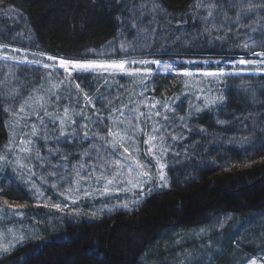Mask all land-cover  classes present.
<instances>
[{
    "label": "rangeland",
    "instance_id": "1",
    "mask_svg": "<svg viewBox=\"0 0 264 264\" xmlns=\"http://www.w3.org/2000/svg\"><path fill=\"white\" fill-rule=\"evenodd\" d=\"M214 3L196 4L199 14L194 18L215 39H204L202 34L199 43L216 45L222 43L216 32L232 33L233 45L227 49L239 54L162 57L150 46L161 36L163 41L185 37L184 23L143 9L138 21L141 25L149 21L143 25L150 29L133 26L132 37L130 30L124 35L121 31L118 39L90 50L87 59L58 57L27 47L22 42L27 34H21L22 28L15 30V23H22L17 11L0 10V110L8 135L0 151L4 157L0 180L18 182L30 197L28 202H17L0 194V248L10 251L79 216L96 217L138 205L149 189L165 184L166 169L184 163L205 133L203 126L191 127V119L211 112L225 99L222 76L203 73L223 69L227 78L264 74V56L257 55L264 52V13L251 6L234 12L240 1L216 3L220 9ZM241 59L253 63L240 64ZM61 60L97 61V66L84 70L68 64L66 70ZM141 60L160 63L141 64ZM120 61L125 62L123 69L107 67ZM211 61L219 63L217 69L211 68ZM182 62L185 67L176 68ZM167 72L181 75V88L167 96L149 93L146 84L152 75ZM245 139H239V145ZM209 149L205 146L202 154ZM229 242L235 252L220 264H264V209L245 218L221 214L211 223L176 229L157 260L213 264L227 254ZM7 252L0 251V256Z\"/></svg>",
    "mask_w": 264,
    "mask_h": 264
},
{
    "label": "trees",
    "instance_id": "2",
    "mask_svg": "<svg viewBox=\"0 0 264 264\" xmlns=\"http://www.w3.org/2000/svg\"><path fill=\"white\" fill-rule=\"evenodd\" d=\"M222 1H233L236 5L240 1L234 12L251 6L264 13L261 6L264 0H0V10L17 11L22 23H15V30L22 28L21 34H27L22 41L27 47L58 57L87 59L92 56L91 51L118 39L121 31L124 35L125 30H130L132 37L131 27L149 28L143 25L149 21L142 25L138 21L143 9L158 10L163 14L161 18L173 17L175 22L184 23L181 28L185 37L172 36L169 41H163L161 36L150 46L162 57L166 53L239 54L238 50L227 49L233 45L232 33L216 32L222 41L216 45L199 43L202 34L204 39L214 38L194 18L199 14L196 4L208 7ZM5 30L9 34L10 27ZM183 64L186 63H178L176 68L185 67ZM211 64H214L212 69L218 68V62ZM79 76L72 74L76 80ZM221 78L225 99L211 112L191 119L190 126H203L205 133L200 135L184 163L166 169V186L149 189L144 199L131 209H117L96 217L79 216L75 221H66L57 229L21 242L0 256V264H159L157 255L163 252L162 246L176 229L196 228L213 222L221 214L245 218L261 212L264 209V74ZM96 85L99 86V81ZM103 87L100 85V91ZM146 88L159 97L170 95L181 88V75L153 74ZM244 136L245 143L239 145L238 140ZM7 137L0 110V151ZM211 140H215L212 145ZM205 146L210 147L209 152L202 154ZM0 190L6 200H30L29 193L18 182L8 184L0 180ZM227 245V254L219 256L220 261L213 264H220L235 252L234 245L230 242Z\"/></svg>",
    "mask_w": 264,
    "mask_h": 264
},
{
    "label": "snow or ice",
    "instance_id": "3",
    "mask_svg": "<svg viewBox=\"0 0 264 264\" xmlns=\"http://www.w3.org/2000/svg\"><path fill=\"white\" fill-rule=\"evenodd\" d=\"M261 6L264 7V5H261ZM249 10H251V9H249ZM209 15H211V13H209ZM245 47H247V45H245ZM257 55L264 56V52L258 53ZM49 59H55V57H49ZM257 62H261V61H257ZM124 63H125L124 61H120L119 63L113 62L112 64L108 65L107 67L123 69ZM139 63H141V64H149V63L159 64L160 61H156V60H153V61L141 60V61H139ZM239 63L240 64H245V63H253V62L241 59L239 61ZM68 64H72V66L74 68L88 70L90 68H93L94 66H97V61H86V62H72V61H66V60H61L60 61V66L65 68L66 70H67V65ZM100 66H103V65H100ZM45 67H48V66L45 65ZM165 67L166 68H170L171 65H165ZM134 71L139 73L141 70L140 69H135ZM144 71L145 72H150L151 69H144ZM184 75L188 76V75H190V73L185 72ZM203 75L207 76V77H213V76L214 77H221V76L225 75V72H224L223 69H221L218 72H205V73H203ZM76 86H77V88L80 87L79 84H77ZM85 99H88V97L86 96ZM221 99H222V97H221ZM157 115H159V113H157ZM64 134L65 133L63 131H61V135H64ZM85 135H87V133H85ZM152 139H155V137H152ZM21 143H23V141ZM145 143H148V141H145ZM125 150L127 151V149H125ZM21 151H26V149L22 148ZM149 151H151V149H149ZM2 159H4V157L0 156V160H2ZM145 175H146V173H145ZM161 179H163V175H161ZM109 183H111V181H109ZM165 186H166V184H165ZM52 207H54L56 209H60L61 205L54 204V205H52ZM125 207H126V205H125ZM8 250H9L8 248H0V251H2V252H7ZM251 264H256V262L252 261Z\"/></svg>",
    "mask_w": 264,
    "mask_h": 264
},
{
    "label": "bare ground",
    "instance_id": "4",
    "mask_svg": "<svg viewBox=\"0 0 264 264\" xmlns=\"http://www.w3.org/2000/svg\"><path fill=\"white\" fill-rule=\"evenodd\" d=\"M70 100V99H69Z\"/></svg>",
    "mask_w": 264,
    "mask_h": 264
}]
</instances>
